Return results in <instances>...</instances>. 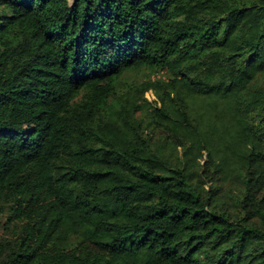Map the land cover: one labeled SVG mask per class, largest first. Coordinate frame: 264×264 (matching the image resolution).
<instances>
[{
  "label": "trees",
  "instance_id": "16d2710c",
  "mask_svg": "<svg viewBox=\"0 0 264 264\" xmlns=\"http://www.w3.org/2000/svg\"><path fill=\"white\" fill-rule=\"evenodd\" d=\"M0 264H264V0H0Z\"/></svg>",
  "mask_w": 264,
  "mask_h": 264
},
{
  "label": "rangeland",
  "instance_id": "374dc122",
  "mask_svg": "<svg viewBox=\"0 0 264 264\" xmlns=\"http://www.w3.org/2000/svg\"><path fill=\"white\" fill-rule=\"evenodd\" d=\"M139 79H140V77H139V78H138V77L135 78V81H136V82H134V83H138ZM146 97H147L149 100H154L153 92H152V91L148 92V93L146 94Z\"/></svg>",
  "mask_w": 264,
  "mask_h": 264
}]
</instances>
